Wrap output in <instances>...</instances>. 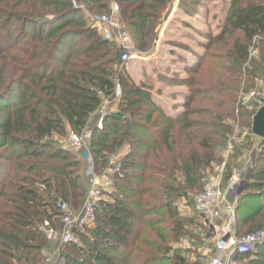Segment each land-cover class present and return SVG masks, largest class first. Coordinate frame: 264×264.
Masks as SVG:
<instances>
[{
	"label": "trees",
	"instance_id": "obj_1",
	"mask_svg": "<svg viewBox=\"0 0 264 264\" xmlns=\"http://www.w3.org/2000/svg\"><path fill=\"white\" fill-rule=\"evenodd\" d=\"M199 1L183 0L180 7L194 14ZM170 2L75 0L99 15L118 4L120 23L142 53ZM229 7L225 26L200 59L226 65L206 69L210 78L181 81L192 96L170 118L149 90L131 81L116 46L99 36L72 0H0V264H49L51 242L42 228L59 229L56 202L81 208L88 182L84 159L64 146L70 131L88 133L93 174L110 170L112 202H99L93 228L75 229L83 245L60 247L52 264H202L172 250L188 235L178 201L197 192L219 163L232 131L225 119L251 128L256 108L241 105L238 92H264V0H230ZM216 43L229 50L214 54ZM114 89L120 91L119 114L105 115L101 130L88 129L103 101L99 93L106 98ZM198 97L211 107L191 111ZM198 114L208 121L190 119ZM263 190L264 152L236 201L235 222L236 213L242 225L264 228ZM259 244L248 264H264V241Z\"/></svg>",
	"mask_w": 264,
	"mask_h": 264
},
{
	"label": "rangeland",
	"instance_id": "obj_2",
	"mask_svg": "<svg viewBox=\"0 0 264 264\" xmlns=\"http://www.w3.org/2000/svg\"><path fill=\"white\" fill-rule=\"evenodd\" d=\"M181 1L183 2V0H171L163 9L159 19L155 23V28L153 30L155 38L153 44L148 50L144 51V53L137 50L138 44L133 40L131 32L123 27L128 33L132 49L137 55L134 54L129 61L123 63L124 72L136 86H142L153 95L162 97L161 101H165L168 105H171L172 102L173 105L174 103H178L174 105V110H181L180 113L184 110L185 100L189 96L191 97L193 92L192 88L190 89L180 82L186 80L200 81L202 80L201 76H204L205 79L210 78L209 74L205 71L206 69L211 67L214 69L217 66L226 65V62L223 60L205 59L200 62V59L204 58L205 53H207L205 46L209 44V41L221 33L225 26L224 23L226 22L227 13L230 9V0H200L197 7L195 6L196 11L194 14H189L184 8L180 7ZM73 2H75V0H72V4ZM78 6L80 7L79 9L82 10V14L87 22L89 16L96 15L97 13L95 11H90L83 4H78ZM220 45V43L214 44L212 48H210L211 51H214V54L223 55L222 52H227L229 50V48L226 50L221 49ZM251 49L252 47H249V54ZM195 50L198 51L194 52ZM252 56L255 57L256 53ZM184 59H186V61H184ZM208 65L210 67H208ZM197 66L199 68H196ZM194 69H200V73L194 76L189 75L188 71ZM257 85L261 86L259 82ZM193 88L197 89L196 87ZM258 89L260 90L258 87L257 89L238 92V101H240V104L249 106V109L256 108V111H258V101L264 99V92L259 94L257 91ZM106 98L113 103V107H117L116 113L119 114V89H114ZM196 99L197 100H195L192 106H189L191 111L198 110L200 113V111H204L203 109L205 107H211L208 106L210 103L206 101L202 102L201 97ZM162 111L166 117H169L164 110ZM190 119L208 121L209 118L198 114V116H192ZM226 120L227 119H225L224 122L231 127L232 131L227 139L225 147L218 153L220 157L219 163L213 166L211 171L205 173L202 185L197 192H190L178 201V212L180 214L178 218L187 225L184 231L187 232L188 235L182 237L178 243L173 244L172 250L181 252L182 254L187 252L186 256L188 258L192 261L200 259L202 264H206L210 258L218 256V253L215 251L217 235L208 230V227L200 226L199 223L201 221L199 222L196 219V215L189 214L185 209H191L193 207L195 197L202 192L205 184L211 183L213 179L219 182V184H217L219 189L225 192L228 184L231 183L230 180H232L233 172L238 170L237 168L240 169L241 165H243L250 156L253 159L252 163H254L257 156L264 152V140L253 135L252 126L251 128L241 127L237 124H233L229 119ZM72 132L73 131H70L69 134ZM86 141H88V138ZM230 145L233 148L231 151L232 155L227 159V149ZM243 158H245V161ZM116 161V158H110L112 164L115 165ZM242 187L243 185H240L238 190ZM103 201L112 202V199L107 194L104 196ZM262 202H264V200H262L261 203ZM235 216L237 221L235 222L234 236L262 232L263 238L257 243L260 245L259 243L264 241V228L257 227L250 229V225H242L240 223L236 213ZM190 221H194L195 224H190ZM92 228L93 227H88V229ZM78 239L79 243L77 245H83V240L79 237ZM257 244L245 251L236 252L235 259L237 258V261L241 264H248L249 261L256 258L257 253L260 251L257 248ZM61 250L62 248H59L58 253Z\"/></svg>",
	"mask_w": 264,
	"mask_h": 264
},
{
	"label": "built area",
	"instance_id": "obj_3",
	"mask_svg": "<svg viewBox=\"0 0 264 264\" xmlns=\"http://www.w3.org/2000/svg\"><path fill=\"white\" fill-rule=\"evenodd\" d=\"M73 6L79 7L75 2H73ZM88 24L97 31L103 40L116 46L120 62L125 63L133 57L135 52L130 44L128 33L120 23L118 4L111 3L107 14L89 16ZM255 53L256 51L251 49L250 56ZM99 95L104 99L102 93H99ZM263 105L264 99L258 101L259 108ZM102 106L103 104L96 111L99 113V118L95 126L99 130L102 129L103 118L105 117ZM87 138V134L79 135L72 132L68 135L66 142L70 151L86 160L89 159L87 155ZM232 149L230 145L227 149V159L232 155ZM109 171H104L99 175L93 174L95 176L89 177L85 200L80 209H73L62 201L56 202V208L61 213V240L59 247L53 250V255L51 253L47 255V263L52 264L54 262L60 247L79 243L75 229L82 232L88 227H93L96 208L111 190ZM235 189L237 190L238 186L237 182L233 181L228 184L225 192L221 191L218 186L206 183L203 191L195 197L193 207L185 209L189 214L199 216L203 226L208 227V230L217 235L215 251L221 252L222 256H214L206 264H241L235 259L236 252L245 251L253 247L263 238V233L260 232L247 234L242 237L234 236L236 202L230 200L229 194L234 192ZM42 229L47 234H52L51 229Z\"/></svg>",
	"mask_w": 264,
	"mask_h": 264
},
{
	"label": "crops",
	"instance_id": "obj_4",
	"mask_svg": "<svg viewBox=\"0 0 264 264\" xmlns=\"http://www.w3.org/2000/svg\"><path fill=\"white\" fill-rule=\"evenodd\" d=\"M197 51L195 50L194 52H197ZM184 61H186V59H184ZM152 99H153L154 103L156 105H158L160 108H162V110H164L166 115L169 116V117H173L174 118L178 114H180V112H181V110L180 111H177V109L174 110V105H176L178 103H174V105H173V102H172L171 105H168V103H166L165 101H161L162 97H160L158 95H153V94H152ZM170 100H172V99H170ZM102 104H103L102 108L104 110L105 115H108V114L109 115H112V114L117 115V113H116L117 107H113L112 106L113 103L111 101H109L107 98L103 99ZM180 105H181V103H180ZM98 118H99V113L98 112H95L94 114L91 115L89 123H88V129H91V128L95 127V125H96V123L98 121ZM86 134H88V133H86ZM65 145H66L65 147L68 149L67 144H65ZM251 155H252V152H251ZM250 157L246 161H245V158H243L245 162L243 163V165H241L240 169L237 168L238 169V170H236L237 172L236 171L233 172V176L231 178L232 180H230V181H233V182H237V186L238 187L240 185H243V187L240 188L239 190L235 189L234 192H231L229 194L230 200H233L234 202H236L238 197L243 194L244 189H245L246 185L248 184V176H249V173H250V171H251V169L253 167V163H252L253 159H252V157L251 158ZM90 165H91V163H90L89 159H87V160L84 159L83 160V171H85V176L87 177V182H88L90 176L91 177L95 176V175H93V172H92V169H91ZM211 184H213V186H218L217 184H219V182L216 179H213V180H211ZM60 229H61V225H60V227H59V229L57 231H52V234H48V238H49V240L51 242V248L49 249L47 254L51 253V255H53V252H54L53 250L56 247H59L60 240H61ZM217 253H218V256H222L221 252H217ZM56 260H57V257H55L54 262Z\"/></svg>",
	"mask_w": 264,
	"mask_h": 264
},
{
	"label": "water",
	"instance_id": "obj_5",
	"mask_svg": "<svg viewBox=\"0 0 264 264\" xmlns=\"http://www.w3.org/2000/svg\"><path fill=\"white\" fill-rule=\"evenodd\" d=\"M252 133L255 137L264 139V105L258 109L253 118Z\"/></svg>",
	"mask_w": 264,
	"mask_h": 264
}]
</instances>
